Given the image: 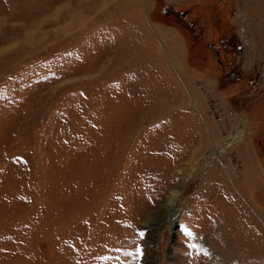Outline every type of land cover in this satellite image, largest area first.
I'll return each instance as SVG.
<instances>
[{
    "label": "rangeland",
    "instance_id": "rangeland-1",
    "mask_svg": "<svg viewBox=\"0 0 264 264\" xmlns=\"http://www.w3.org/2000/svg\"><path fill=\"white\" fill-rule=\"evenodd\" d=\"M0 264H264V0H0Z\"/></svg>",
    "mask_w": 264,
    "mask_h": 264
},
{
    "label": "water",
    "instance_id": "water-1",
    "mask_svg": "<svg viewBox=\"0 0 264 264\" xmlns=\"http://www.w3.org/2000/svg\"><path fill=\"white\" fill-rule=\"evenodd\" d=\"M177 212H178V208H175V210L173 211L172 216H171V227L172 228H173V225H174V221H175Z\"/></svg>",
    "mask_w": 264,
    "mask_h": 264
},
{
    "label": "bare ground",
    "instance_id": "bare-ground-1",
    "mask_svg": "<svg viewBox=\"0 0 264 264\" xmlns=\"http://www.w3.org/2000/svg\"><path fill=\"white\" fill-rule=\"evenodd\" d=\"M240 136H241V134H239ZM180 194L177 192V195L176 196H179ZM172 216V215H171ZM178 217H176L175 218V221H174V223L176 224V219H177ZM175 229V228H174Z\"/></svg>",
    "mask_w": 264,
    "mask_h": 264
},
{
    "label": "trees",
    "instance_id": "trees-1",
    "mask_svg": "<svg viewBox=\"0 0 264 264\" xmlns=\"http://www.w3.org/2000/svg\"><path fill=\"white\" fill-rule=\"evenodd\" d=\"M220 41H222V40H220Z\"/></svg>",
    "mask_w": 264,
    "mask_h": 264
}]
</instances>
